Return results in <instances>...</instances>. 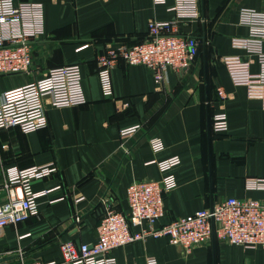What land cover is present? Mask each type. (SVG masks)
<instances>
[{"label":"crops","instance_id":"crops-1","mask_svg":"<svg viewBox=\"0 0 264 264\" xmlns=\"http://www.w3.org/2000/svg\"><path fill=\"white\" fill-rule=\"evenodd\" d=\"M43 7V33L32 40L30 68L0 74V95L21 96V87L52 67L79 64L86 102L46 104L47 124L24 132L0 129V204L9 198L4 168L55 163L57 170L35 179L38 213L4 227L0 264H60V242H93L105 204L127 213L128 186L159 179L154 160L178 155L177 185L164 193L159 224L194 213L232 196L264 200V84L256 54L246 59L252 27L241 22L243 8L264 11V0H197L199 17L177 18L175 0H24ZM150 19L174 21L195 35L199 51L182 69L168 68L156 87L143 64L119 61L110 71L112 93L104 95L96 57L106 42H137ZM264 44V43H263ZM218 87L224 97L218 94ZM223 110L228 128L214 131L212 116ZM138 126L121 135L120 130ZM163 148L154 151L149 139ZM78 197L82 199L76 201ZM116 264H264V247L230 244L215 236L191 251L166 236L135 240L111 250Z\"/></svg>","mask_w":264,"mask_h":264},{"label":"built area","instance_id":"built-area-1","mask_svg":"<svg viewBox=\"0 0 264 264\" xmlns=\"http://www.w3.org/2000/svg\"><path fill=\"white\" fill-rule=\"evenodd\" d=\"M164 0H156V3ZM177 18L199 17L197 0H175L169 8ZM43 7L38 2L0 0V74L24 72L30 68L32 40L43 33ZM241 22L252 27L246 59L253 61L256 54L260 64L259 82L264 84V11L243 8ZM199 51L195 35L180 32L174 21L150 19L146 35L137 42L126 40L106 42L104 51L97 55V74L104 95L112 93L110 71L119 61L126 64H143L150 71L156 87L166 79L168 68L177 70L192 63ZM218 94L224 97L221 87ZM86 102L79 64H64L47 69L21 87V96L8 101L0 95V129L17 127L27 132L47 124L46 104L55 107ZM214 131L228 128L226 114L221 109L212 116ZM138 126L123 128L121 135L134 132ZM149 143L154 151L163 148L160 138L152 137ZM163 173L159 179H143L127 188V213L113 209L107 203L97 225L93 242L76 244L72 240L60 242V264H116L111 250L135 240L166 236L170 243L189 252L212 236L230 244L247 247H264V200L227 196L215 200L210 206L192 214L159 224L164 214L163 195L177 185L173 170L180 165L178 155L154 160ZM57 170L55 163L33 165L26 168H4V187L9 198L0 204V236L4 227L26 220L38 213V198L49 190L35 191L31 182ZM253 186L264 187V179H254ZM82 199L78 197L76 201ZM32 264H54L34 261ZM147 264H157L150 256Z\"/></svg>","mask_w":264,"mask_h":264}]
</instances>
